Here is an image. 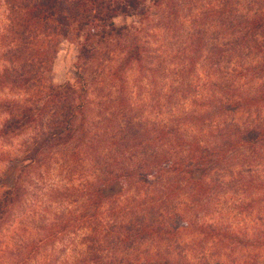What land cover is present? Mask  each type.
I'll use <instances>...</instances> for the list:
<instances>
[{"label": "trees", "instance_id": "1", "mask_svg": "<svg viewBox=\"0 0 264 264\" xmlns=\"http://www.w3.org/2000/svg\"><path fill=\"white\" fill-rule=\"evenodd\" d=\"M263 252L264 0H0V264Z\"/></svg>", "mask_w": 264, "mask_h": 264}, {"label": "rangeland", "instance_id": "2", "mask_svg": "<svg viewBox=\"0 0 264 264\" xmlns=\"http://www.w3.org/2000/svg\"><path fill=\"white\" fill-rule=\"evenodd\" d=\"M126 20L127 18L124 16L114 17L115 23H121ZM76 51V45L70 43L66 39H61L57 43L56 52L54 53V56L52 58L50 73L48 75V80L51 83H60L64 80H72L74 78L73 62L75 59ZM110 188L111 189H108V192L119 190V186L116 183H113L112 187ZM39 255L40 254H37V258ZM256 264H264V252L262 253V257L259 258V261Z\"/></svg>", "mask_w": 264, "mask_h": 264}]
</instances>
